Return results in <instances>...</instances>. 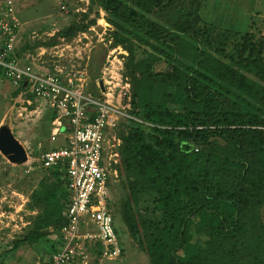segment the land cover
I'll return each instance as SVG.
<instances>
[{
  "label": "trees",
  "instance_id": "obj_1",
  "mask_svg": "<svg viewBox=\"0 0 264 264\" xmlns=\"http://www.w3.org/2000/svg\"><path fill=\"white\" fill-rule=\"evenodd\" d=\"M203 1L87 0L68 24L16 44L15 53L71 37L103 10L109 46L126 51L132 115L116 126L109 205L117 237L116 217L149 264H264V36L211 34L199 15ZM96 70L86 80L93 92ZM53 115L48 109V121ZM42 168L24 203L28 227L0 249V264L65 222L64 166Z\"/></svg>",
  "mask_w": 264,
  "mask_h": 264
},
{
  "label": "built area",
  "instance_id": "obj_2",
  "mask_svg": "<svg viewBox=\"0 0 264 264\" xmlns=\"http://www.w3.org/2000/svg\"><path fill=\"white\" fill-rule=\"evenodd\" d=\"M19 25L13 0H0V74L17 89V99L29 104L31 97L54 111L48 141L57 145L40 151L34 164H62L69 192L65 222L45 264H102L120 254L109 200L110 183L118 174L120 137L116 126L132 117L128 112L129 82L113 70L117 79L96 76L93 82L97 90L93 92L86 86L87 75L82 69L35 67L15 53ZM120 57L116 58L118 63L122 62ZM105 68L103 65L101 71Z\"/></svg>",
  "mask_w": 264,
  "mask_h": 264
},
{
  "label": "rangeland",
  "instance_id": "obj_3",
  "mask_svg": "<svg viewBox=\"0 0 264 264\" xmlns=\"http://www.w3.org/2000/svg\"><path fill=\"white\" fill-rule=\"evenodd\" d=\"M20 22L17 46L35 39H47L82 11L87 0H13ZM95 6L88 13L94 15ZM104 11L98 9V16L87 29L71 37H58L47 47L37 45L22 51L20 57L33 62L35 67L63 71L82 69L88 71L97 66L96 75L115 81L116 70L122 74L121 58L124 49L120 45L109 46L107 39L110 24L104 18ZM199 15L201 23L215 35L223 29L228 31L252 30L264 36V0H204ZM262 31V32H261ZM219 38V36H218ZM115 56V57H114ZM121 61V59H120ZM107 68L101 71L102 66ZM158 62L156 69L163 68ZM112 70H108V69ZM110 74L115 75L109 76ZM87 79V78H86ZM108 85H111V82ZM13 86L0 74V123L9 126L13 135L23 145L27 158L19 164L12 163L0 153V249H6L11 241L21 236L28 227L27 215L31 212L24 206L30 187L43 173V168L35 166L39 153L54 145L48 141V108L37 99L30 97V103L17 99ZM31 164V167L28 166ZM116 193L111 194L115 200ZM113 200V201H114ZM112 209L115 211L114 205ZM119 241L123 252L113 259H105L102 264H149L145 253L138 248L119 223ZM57 238V232L38 240L35 244L21 243L2 264H40L50 251V244Z\"/></svg>",
  "mask_w": 264,
  "mask_h": 264
},
{
  "label": "water",
  "instance_id": "obj_4",
  "mask_svg": "<svg viewBox=\"0 0 264 264\" xmlns=\"http://www.w3.org/2000/svg\"><path fill=\"white\" fill-rule=\"evenodd\" d=\"M97 82L99 88L102 90L103 85L101 79H98ZM0 153L5 156L8 161L15 164L22 163L27 158L23 145L13 135L9 126L5 123H0Z\"/></svg>",
  "mask_w": 264,
  "mask_h": 264
},
{
  "label": "crops",
  "instance_id": "obj_5",
  "mask_svg": "<svg viewBox=\"0 0 264 264\" xmlns=\"http://www.w3.org/2000/svg\"><path fill=\"white\" fill-rule=\"evenodd\" d=\"M262 32V31H261ZM50 252V251H49Z\"/></svg>",
  "mask_w": 264,
  "mask_h": 264
}]
</instances>
